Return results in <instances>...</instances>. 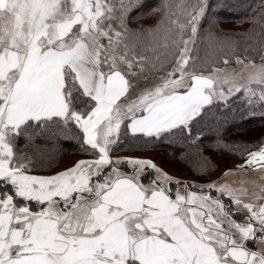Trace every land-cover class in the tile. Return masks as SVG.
<instances>
[{
  "label": "snow or ice",
  "instance_id": "snow-or-ice-1",
  "mask_svg": "<svg viewBox=\"0 0 264 264\" xmlns=\"http://www.w3.org/2000/svg\"><path fill=\"white\" fill-rule=\"evenodd\" d=\"M140 6L0 0V264H264V140L232 146L243 162L199 186L119 155L129 135L141 150L191 136L241 92L264 110V62L230 40L197 46L203 0H161L157 24L132 30ZM248 7L264 61V3ZM62 139L86 158L38 174Z\"/></svg>",
  "mask_w": 264,
  "mask_h": 264
},
{
  "label": "trees",
  "instance_id": "trees-1",
  "mask_svg": "<svg viewBox=\"0 0 264 264\" xmlns=\"http://www.w3.org/2000/svg\"><path fill=\"white\" fill-rule=\"evenodd\" d=\"M135 2L141 6L131 12L127 19L128 27L132 30L154 27L160 18L158 9L161 0H134ZM259 3H264V0H207L206 14L199 28L200 39L197 41V46L204 50L220 41L230 40L236 42L237 55L241 58L247 56L254 61L261 60L258 45L253 43L260 24L254 25L252 22L261 9L256 7L249 10L248 7L250 4ZM222 60L223 57H221V64ZM234 61L235 57L232 58V62ZM253 107H256L255 111L248 105L244 93L241 92L231 97L226 105L221 103L210 107L199 122L192 124L191 136L180 134L167 136L158 141H152L147 150H141L142 140L133 141L129 135L119 155L153 153L173 164L172 167L181 174V177L175 180L188 184H193L194 181L206 184L218 175V157L222 160L230 158L233 160L232 165L243 162L242 158L232 153V146L256 144L264 140V115L261 114L264 110L255 105ZM126 133L127 129H122V139L125 138ZM245 134L249 136H243ZM40 143L37 141V144ZM18 147H24L23 140ZM128 147H131L132 151H128ZM54 155L60 162L53 164L50 171H41L38 174L48 175L57 172V167L69 157L75 156L73 157L75 161L86 158L75 140L62 139L56 145ZM201 156L208 160L207 172L199 171L198 158ZM147 157L160 165L154 156L147 155ZM176 188L177 186L173 184V193Z\"/></svg>",
  "mask_w": 264,
  "mask_h": 264
},
{
  "label": "rangeland",
  "instance_id": "rangeland-1",
  "mask_svg": "<svg viewBox=\"0 0 264 264\" xmlns=\"http://www.w3.org/2000/svg\"><path fill=\"white\" fill-rule=\"evenodd\" d=\"M206 1L207 0H203L204 5L206 4ZM262 62H264V61H262V60L255 61V63H257V64H260ZM245 63H247V60H245ZM217 67H220V68L227 67L228 69L236 68L238 71L240 66H238L234 61L228 65H224L222 62V64L220 63V65H218ZM141 83L143 84V81H141ZM243 136H249V134H245ZM147 155L148 156H154L160 162L159 166L161 167V169H163V171L167 172L174 180L181 177V174L172 167V165H173L172 163L165 161V160H162V158L160 156L154 155L153 153H147L146 152V153H141V154L138 153V154H133V155H128V156H142V157L148 158ZM73 157H75V156L67 158V160L64 163H62L59 167H57L58 168L57 171L63 170L64 168H66V167L70 166L72 163H74L75 161H74ZM232 162H233V160H231L230 158L222 160V159H220V157H218V159H217L218 175H217V177H215V180L213 179V181H216V180H218V178H220L219 176H220V172L222 170H225L227 168L228 169L232 168V166H233L231 164ZM240 163H242V162H240ZM240 163H238V164H240ZM193 184L202 185V183H199L197 181H194ZM182 188L183 187H181V189Z\"/></svg>",
  "mask_w": 264,
  "mask_h": 264
},
{
  "label": "crops",
  "instance_id": "crops-1",
  "mask_svg": "<svg viewBox=\"0 0 264 264\" xmlns=\"http://www.w3.org/2000/svg\"><path fill=\"white\" fill-rule=\"evenodd\" d=\"M74 161H75V159H74ZM228 169V168H227ZM227 169H225V170H222L221 172H220V176L219 177H221L222 176V174L227 170ZM214 180H215V178H214ZM213 181V180H212ZM177 190V188L174 190V191H176ZM180 191H183V188L181 189V187H180V189H179ZM175 193V192H174Z\"/></svg>",
  "mask_w": 264,
  "mask_h": 264
}]
</instances>
